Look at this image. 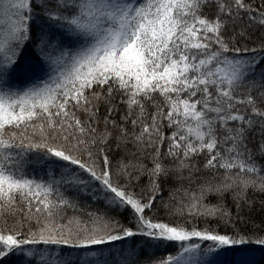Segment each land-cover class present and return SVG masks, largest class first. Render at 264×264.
I'll list each match as a JSON object with an SVG mask.
<instances>
[{
  "label": "snow or ice",
  "instance_id": "6c2138e0",
  "mask_svg": "<svg viewBox=\"0 0 264 264\" xmlns=\"http://www.w3.org/2000/svg\"><path fill=\"white\" fill-rule=\"evenodd\" d=\"M249 190L264 0H0V264H261Z\"/></svg>",
  "mask_w": 264,
  "mask_h": 264
},
{
  "label": "trees",
  "instance_id": "16d2710c",
  "mask_svg": "<svg viewBox=\"0 0 264 264\" xmlns=\"http://www.w3.org/2000/svg\"><path fill=\"white\" fill-rule=\"evenodd\" d=\"M248 199L249 201L252 202V208L251 210H249L248 205L247 204L245 205L244 212L242 213V216H243L242 220L236 217V214H235L236 209H235V205L233 203L231 194L227 196L226 204H227V207L233 213V221L236 223L237 228L242 229V230L247 229L251 231L253 228V223H255L256 225H260L261 221H264V204H262V201H264V193H261L258 191L253 192L249 190ZM216 202H217L216 199L213 198L212 203H216ZM72 214H73L72 210L69 209L67 211V215L71 216ZM200 226L203 227L204 225L201 223ZM211 226L214 228L218 226V230L221 233H224L225 230H227L229 233L234 231V229L230 225H228L226 229V226L218 220L211 221ZM256 259L260 260L261 264H264V259H262L259 251H257L256 253Z\"/></svg>",
  "mask_w": 264,
  "mask_h": 264
}]
</instances>
